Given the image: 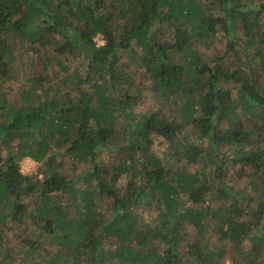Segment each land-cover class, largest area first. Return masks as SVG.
Segmentation results:
<instances>
[{"label": "trees", "instance_id": "16d2710c", "mask_svg": "<svg viewBox=\"0 0 264 264\" xmlns=\"http://www.w3.org/2000/svg\"><path fill=\"white\" fill-rule=\"evenodd\" d=\"M215 39L210 56L194 48ZM23 51L42 62L19 101L0 98L1 247L8 219L28 231L29 264H264V0H0V80ZM50 51L62 85L45 75ZM147 91L177 115L135 114ZM154 136L202 167L170 166Z\"/></svg>", "mask_w": 264, "mask_h": 264}, {"label": "rangeland", "instance_id": "374dc122", "mask_svg": "<svg viewBox=\"0 0 264 264\" xmlns=\"http://www.w3.org/2000/svg\"><path fill=\"white\" fill-rule=\"evenodd\" d=\"M207 4H210L209 1H207ZM221 35V31L218 32V36ZM95 41L97 43V45H101L103 44L101 38L99 37H95ZM212 41V40H211ZM220 46V44L218 45L217 43V39H215L213 41V43L209 44V49L206 50L204 43H198L197 41L195 42L194 48L199 51L200 53L203 54V52H206V56H210L213 54L214 52V48ZM41 54H43V52H40ZM51 56L50 60H49V64H47V68H46V74L47 76H49L50 78L53 79L54 83H58L61 84V82L64 80L65 78V73L61 71V68L59 67L58 63L56 62V60H52V58L55 56L54 54H52V52L50 51ZM16 54H18V56L16 55V59L15 61L11 64V66L6 67V77H2V80H0V95L4 94L2 97H0L1 99H8L9 101H19L20 100V96H21V92L27 87V78L29 77V74H31L32 70H34L35 65L34 64H38L39 62H42V59H40V57H38L36 54H27L25 51L22 52L21 55H19L18 52H16ZM31 55V56H30ZM42 57V56H41ZM60 61L62 62V64L64 66H68V72H71L72 70H74V68H81L80 63H81V58H76V57H71V56H67V55H63L62 57H60ZM62 80V81H61ZM140 80H142V78L140 77ZM56 85V84H55ZM62 85V84H61ZM57 87L54 86L52 89H56ZM66 89V88H64ZM52 94V91H51ZM133 107H134V113L135 114H140V113H144L145 111H157V110H161L166 117H169L170 119H172L173 117H175L177 115L176 107H172L171 105H169V103H166L165 101H163L161 99L160 96H157L156 94H154L153 92H149L147 91L146 93H144L141 96V99L138 102H133ZM242 119H246L244 122H246L247 126H249L251 123L247 120V118H245L243 116ZM225 127V126H224ZM186 129H190V127H187ZM191 131V130H189ZM188 142L192 143L193 148H200L203 147L201 145V143L199 141H197V138L195 136H192L190 134V136L188 137ZM203 145L206 144V142H202ZM151 151L158 156L159 158L162 159H168L169 165L170 166H174L175 168H182L185 169L187 171H193L197 168L202 167V163H200L199 161H197L196 163H190V161H187L186 159H181V161H177V157H174L171 155L166 156V153L168 151V143H166L165 141H163L160 137L158 136H154L153 140H152V145H151ZM200 146V147H199ZM176 156V155H175ZM20 169L22 174L26 175V174H36L37 173V169H38V163H36L35 161L31 160L30 158H24L20 161ZM215 170V166L213 165L212 167H208L207 169V175L211 173H213ZM226 180H229L230 185L233 186L235 189L237 188H241L243 181H238L235 180L234 178H231L230 175H228L226 177ZM123 181L125 182V180L121 179L120 184L123 183ZM138 214L141 216V221L145 222V223H152V218L156 217V211L155 209H145V210H138ZM10 223L8 221V219L6 220V224H5V228H4V232L5 234H7V238H5V240L7 239V244L4 245L3 247H1L0 245V252L5 253L7 252V255L12 258L15 257L16 261L13 264H29V260H23V261H19L21 254H18V249L26 242L30 239V236L28 234V231H25L23 228V232L20 230H12V229H8V227H10ZM192 226L188 225L186 227V230H191ZM208 237H212L210 244H209V249H215L217 247V244L214 241V232L213 230H209V233L207 232ZM214 238V239H213ZM43 240L40 241V243H42ZM39 243V244H40ZM42 247H45L46 250H53L55 249L57 246H50L47 243H44L43 245H41ZM104 246H107L106 243H104ZM250 247V241L249 240H245L244 241V252H246L245 248H249ZM38 253L33 254V256H31L30 259H34V257H36ZM234 260V259H233ZM31 261V260H30ZM217 264H246L244 262V260L240 257V256H236L235 261L232 262L231 258L225 259L223 262L220 261V263Z\"/></svg>", "mask_w": 264, "mask_h": 264}]
</instances>
